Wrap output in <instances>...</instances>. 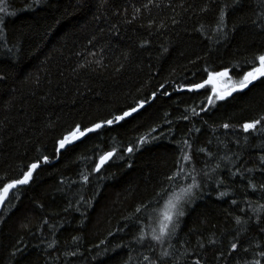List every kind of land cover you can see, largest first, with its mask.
Wrapping results in <instances>:
<instances>
[{
    "label": "trees",
    "instance_id": "16d2710c",
    "mask_svg": "<svg viewBox=\"0 0 264 264\" xmlns=\"http://www.w3.org/2000/svg\"><path fill=\"white\" fill-rule=\"evenodd\" d=\"M0 7V188L40 163L0 208V264H264V124L242 129L264 116V80L212 105L211 85L183 90L225 68L219 86H235L251 70L264 54V0ZM139 101L57 153L77 125ZM185 152L191 162L169 181ZM192 177L199 187L181 201L175 233L153 241L165 201Z\"/></svg>",
    "mask_w": 264,
    "mask_h": 264
},
{
    "label": "snow or ice",
    "instance_id": "6c2138e0",
    "mask_svg": "<svg viewBox=\"0 0 264 264\" xmlns=\"http://www.w3.org/2000/svg\"><path fill=\"white\" fill-rule=\"evenodd\" d=\"M5 11V8L0 7V12ZM255 61L257 62L250 71L244 72L242 78L239 80L238 84L235 86H230L227 89L224 90H218L216 86V80L220 77H228L229 75V69L225 68L221 72H208V79L204 80L203 83H195L192 84L187 90L188 91H194L199 89H204L206 86L211 85L212 86V95L208 96V104L212 105L217 100H224L226 97H229L232 95L233 92L237 91H243L247 89L250 85L253 84V82L264 80V54H260L255 57ZM207 71V69L205 70ZM230 79V77H229ZM164 86L161 85V88ZM183 87V86H181ZM165 95H168V93H164ZM156 96V93L152 94V97L154 98ZM147 101H139L137 102L136 107H130L129 110L123 111L121 115H116L112 119H108L101 123H97L92 125L90 128H84L81 131V126L77 125L76 128L69 133L68 135H65L62 139L57 141L58 148L57 151H60L61 149L65 148V146L73 141L78 140L81 137H84L88 133H92L96 131L97 129L103 127L106 125H112L116 122L124 121L126 118L132 116L134 113L138 112V110L142 109ZM203 110V109H202ZM195 111L193 110V115H196ZM183 119H188L187 116L183 117ZM264 124V116L260 117L257 120L251 121V122H245L242 125V129L244 132L254 131L258 126ZM225 128H228L229 125L225 124ZM148 141L141 137L140 143L144 144ZM187 143V142H185ZM139 147V145H138ZM134 149L132 147H129L127 151L131 153ZM201 151H203L201 149ZM114 155V151L107 152L104 155L99 157V162L96 164V168L93 171H99L100 168ZM44 162H47L48 158L43 157ZM181 160L184 162H191V157L188 153H183L182 157L178 159L177 163L179 165V170L176 173H173L172 176L168 177L169 181H173L177 179L181 174H183L184 165L181 163ZM261 161L264 162V157H261ZM39 167V163H32L28 165V170L23 174V177L20 179L13 180L9 183H5L2 188H0V206H2L6 202V198L10 192V190L15 189L18 185L27 184L29 182V179L32 176V173L35 169ZM85 181H87V177H83ZM193 182L187 187L182 188L179 193H171L169 195V198L165 201L164 208L162 211L158 213V216L156 218V228H153L152 232L150 233L151 239L153 241L157 242H163L166 238L170 237L172 234L176 231V220L178 216H182L184 213L179 210L180 203L182 200H184L186 197H189L193 193V189L198 188L199 184L196 182L195 177H192ZM264 187V185H262ZM159 195V194H158ZM221 195H225L224 193H221ZM235 203V202H233ZM262 209H264V206H261ZM137 212L141 211V208H137ZM237 222L239 223V218H237ZM111 235V233H110ZM141 240L145 238V235L143 232H141V235L139 237ZM231 249L234 251L237 249V244L233 243L231 245ZM169 253L164 252L163 255L167 256ZM260 256H264V252L259 253ZM148 257H145V260H148ZM155 264V262H153ZM196 264H199V261H196ZM252 264H260L259 260H255L252 262Z\"/></svg>",
    "mask_w": 264,
    "mask_h": 264
},
{
    "label": "water",
    "instance_id": "95a60500",
    "mask_svg": "<svg viewBox=\"0 0 264 264\" xmlns=\"http://www.w3.org/2000/svg\"><path fill=\"white\" fill-rule=\"evenodd\" d=\"M220 78H223V77H220ZM207 79H208V78H207ZM218 79H219V78H217V80H216V86H217V89L220 90V86H219ZM201 83H203V82H201ZM253 83H254V82H253ZM188 88H189V87L184 88L183 90L188 91V90H187ZM237 92H238V91H237ZM234 93H236V92H233L232 95H233ZM144 106H145V105H144ZM135 107H136V106H135ZM138 111H139V110H138ZM116 123H117V122H116ZM101 124H103V123H101ZM104 126H107V125L105 124ZM104 126H103V127H104ZM89 128H90V127H89ZM101 128H102V127H101ZM99 129H100V128H99ZM99 129H97V130H99ZM97 130H96V131H97ZM81 131H82V130H81ZM94 132H95V131H94ZM92 133H93V132H92ZM88 134H90V133H88ZM88 134H86L85 136H87ZM85 136H84V137H85ZM84 137H81V138H79L78 140H80V139H82V138H84ZM78 140H76V141H78ZM76 141H73V142L67 144V145L65 146V148L68 147V146H70L72 143H74V142H76ZM65 148H63V149H65ZM63 149H61V150H63ZM61 150H60V151H61ZM60 151H57V153H59ZM109 160H110V159H109ZM109 160H108V161H109ZM43 161H44V160H43ZM108 161H107V162H108ZM98 162H99V160H98ZM107 162H106V163H107ZM37 163H38V162H37ZM106 163H105V164H106ZM39 166H40V163H39ZM35 170H36V169H35ZM35 170H34V171H35ZM34 171H33V173H34ZM33 173H32V174H33ZM22 177H23V176H22ZM22 177H21V178H22ZM29 180H30V179H29ZM24 185H25V184H23V185H18L16 188H18V187H22V186H24ZM16 188H15V189H16ZM15 189L10 190V192H12V191L15 190ZM10 192H9V193H10ZM1 207H2V206H0V208H1Z\"/></svg>",
    "mask_w": 264,
    "mask_h": 264
},
{
    "label": "rangeland",
    "instance_id": "374dc122",
    "mask_svg": "<svg viewBox=\"0 0 264 264\" xmlns=\"http://www.w3.org/2000/svg\"><path fill=\"white\" fill-rule=\"evenodd\" d=\"M224 89H227V88H225V87H222V88H221V87H220V90H221V91L224 90Z\"/></svg>",
    "mask_w": 264,
    "mask_h": 264
}]
</instances>
